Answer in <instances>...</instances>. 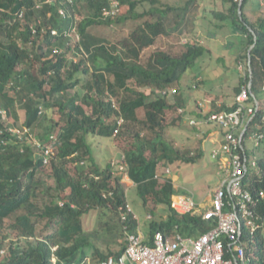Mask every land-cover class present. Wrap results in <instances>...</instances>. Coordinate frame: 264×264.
Returning a JSON list of instances; mask_svg holds the SVG:
<instances>
[{
	"label": "trees",
	"instance_id": "trees-1",
	"mask_svg": "<svg viewBox=\"0 0 264 264\" xmlns=\"http://www.w3.org/2000/svg\"><path fill=\"white\" fill-rule=\"evenodd\" d=\"M44 1L0 0V264H101L107 256L122 255L125 244L108 253L97 245L106 233L125 237V225L131 232L140 228L127 185L115 169L134 181L146 207L150 195L168 204L167 217L152 215L149 236L158 230L171 233L175 224L184 226L185 234L206 232L211 224L199 215L179 214L171 207L178 190L173 179L156 177L161 166L173 173L179 163L194 164L204 155L202 150L198 154L181 150L166 139L170 111L196 113L205 121L212 112L235 108L226 103L214 104L208 111L198 110L202 108L198 105L188 107L181 82L209 52L206 45L183 40L185 49L180 53L157 45L159 37L171 34L169 15L188 21L197 0H186L185 5L118 0L120 11L111 16L104 12L112 8L113 0ZM247 1L222 0L227 9H216L215 17L229 23L234 35H243L239 54L248 64L246 69L250 61L253 93L264 98V15L253 21L245 11ZM146 3L150 8L139 11ZM148 16L152 20L139 24L121 43L91 30ZM220 60L224 62L223 57ZM248 81L249 75L240 78L236 95ZM263 100L255 120L264 131ZM20 105L25 110L22 126L31 130L42 147L12 131L21 127L17 123ZM54 108L60 114L56 122L49 118ZM56 125L60 131L46 163L47 143ZM39 127L43 133L36 132ZM97 137L121 139L127 149L120 163L98 161L93 145ZM258 162L260 174L251 169L244 187L257 198V209L264 217V199L258 195L264 191L263 146ZM121 208L127 215L125 224ZM96 210L103 233L98 228L88 233L85 217ZM249 240L250 264H264V223Z\"/></svg>",
	"mask_w": 264,
	"mask_h": 264
},
{
	"label": "rangeland",
	"instance_id": "rangeland-1",
	"mask_svg": "<svg viewBox=\"0 0 264 264\" xmlns=\"http://www.w3.org/2000/svg\"><path fill=\"white\" fill-rule=\"evenodd\" d=\"M163 3H175L178 5H185L186 0H161ZM197 7L192 9L187 17L188 21H180L181 18L177 14L172 13L168 17L169 26L171 27V34L169 36H161L158 38L157 45L164 49H168L175 53H180L185 49L183 43L184 39L193 42H200L209 48L207 52L194 66L189 68L185 73L181 82L184 94L186 95L189 109L202 107L203 111H208L216 106H222L225 103L232 105L236 96L235 88L240 83V78L248 71L246 60L240 57V40L243 35L235 34L229 23H225L215 17V10L219 9L225 11L227 6H224L222 0H197ZM150 8L149 3L140 7L139 11H144V8ZM260 10V11H259ZM245 11L249 17L255 21L257 18L264 15V0H248L245 6ZM255 11V12H254ZM257 11V12H256ZM122 12H126V8H122ZM190 14V15H189ZM85 16V15H84ZM83 18V15H81ZM146 19L152 20L151 16L142 19H129L124 23L113 24L111 26H95L92 33L99 37L108 39L112 43H121L122 40L132 34L136 27L143 23ZM192 21L193 23H189ZM221 27H219V25ZM185 41V40H184ZM232 42V43H231ZM233 45V46H231ZM152 49H147L144 56ZM223 57L222 60L217 61V58ZM136 85L134 81L130 82ZM173 90V89H172ZM70 95L75 93L74 90L69 91ZM180 111V110H179ZM179 111H170L168 114L169 126L166 130V139L175 147L181 150H190L193 154L204 152L203 157L194 164L179 163L173 167V173L169 176L174 183L180 186L178 193L191 195L194 197L195 203L201 206V210L210 206L211 190L216 187L223 176L219 173L215 166V161L212 157V149L216 144L212 142L210 134L218 137L216 130L218 127L214 123L202 121L200 116L194 114H180ZM20 120L17 122L22 127L25 118V110L20 105L19 108ZM49 118L55 122L60 120V114L57 108L50 112ZM140 116H144V110L139 111ZM191 119L197 120V124H191ZM48 123L45 122L44 125ZM60 131L59 125L54 128V135ZM38 134L43 133L41 127L36 131ZM210 133V134H209ZM38 139V138H37ZM47 143V139L44 140ZM94 148L96 150V158L101 163L110 161L111 163H120L125 155L126 146L121 139H107L97 137L94 140ZM248 148L255 147L254 142L247 140ZM264 148V143H263ZM261 148L256 147V154L260 155ZM149 153V151L147 152ZM73 165L70 166L72 169ZM116 173L122 176V181L126 183L128 188V201L131 209L138 216L140 229L143 232L148 230L149 213L157 219L168 216V204L156 202L152 195H150L146 207L143 204V199L135 188V183L124 172ZM163 173L162 166L159 169V174ZM177 186V185H176ZM110 213V212H109ZM120 216V214H119ZM107 216H104L106 219ZM109 219V216L108 218ZM116 218H110L111 222ZM100 219L98 211H92L85 217V228L88 233H92L95 229H100L103 233V228L100 226ZM116 223L119 221L116 219ZM11 239L16 240L11 230ZM104 236V235H103ZM97 242L98 247L105 253L110 249L113 252L118 251L125 244V237L118 236V234L106 233V235ZM245 246L247 251L250 248V240L245 236ZM93 250H91L92 252ZM90 252V253H91ZM254 257L256 259L255 253ZM256 261V260H255ZM257 262V261H256ZM255 262V264H257ZM245 264H250V254L248 252Z\"/></svg>",
	"mask_w": 264,
	"mask_h": 264
},
{
	"label": "built area",
	"instance_id": "built-area-1",
	"mask_svg": "<svg viewBox=\"0 0 264 264\" xmlns=\"http://www.w3.org/2000/svg\"><path fill=\"white\" fill-rule=\"evenodd\" d=\"M44 2L51 3L53 0ZM119 7V1L113 0L112 8L105 10L104 15L117 14L120 11ZM60 12L65 14L63 9ZM20 17H24V12L20 13ZM248 73H245L246 77ZM261 99L263 98L251 91L248 81L235 96L233 102L235 108L212 112L205 120L218 127L216 130L218 137L215 138L211 134V140L216 144L211 154L219 173L223 174L220 183L211 190L210 206L201 210V206L195 203L191 195L177 192L172 196L171 207L177 213L199 215L203 221L211 224L210 228L206 232L185 234L183 233L185 227L175 224L171 233L158 230L153 236H147L139 229L138 232H131L128 225H125V248L122 255L107 256L101 264L246 263L248 251L245 236L254 239L256 232L264 223V217L257 209V198L244 187V180L251 169L260 174L256 147L260 148L262 145L264 131L262 124L255 120V117ZM1 113L6 116V111L1 110ZM192 123L197 124V121L191 119ZM12 131L16 132L18 137L32 138L36 146H43L28 127L22 126ZM247 140L254 142L253 149L247 147ZM55 141V135H52L50 142L47 143L46 163L54 150ZM171 173V169L166 168L163 175L157 174L156 177L165 180L170 178ZM175 187L179 188L176 185ZM258 195L260 199H264V191ZM121 216L125 224L127 215L122 208ZM147 217L150 220L153 218L152 214Z\"/></svg>",
	"mask_w": 264,
	"mask_h": 264
},
{
	"label": "water",
	"instance_id": "water-1",
	"mask_svg": "<svg viewBox=\"0 0 264 264\" xmlns=\"http://www.w3.org/2000/svg\"><path fill=\"white\" fill-rule=\"evenodd\" d=\"M238 11H239L240 16H242V1L240 2ZM253 47H254V44L249 49V55H250V52H251V50H252ZM249 74H250L249 86H250L251 91L253 92V90H252L253 71H252L251 66H250V61H249ZM245 129H247V126L245 127Z\"/></svg>",
	"mask_w": 264,
	"mask_h": 264
},
{
	"label": "crops",
	"instance_id": "crops-1",
	"mask_svg": "<svg viewBox=\"0 0 264 264\" xmlns=\"http://www.w3.org/2000/svg\"><path fill=\"white\" fill-rule=\"evenodd\" d=\"M248 72H249V67H248ZM248 75H249V81H250V74L248 73ZM263 97H264V94H263ZM264 99V98H263ZM264 101V100H263ZM210 134V133H209ZM212 136H211V134H210V138H211ZM175 185H177V187H180L179 185H178V183H176ZM178 189V188H177ZM139 227H140V224H139ZM139 230L141 231V233H144L145 235H147V236H149V233H148V230L147 231H145V232H143V230H141L140 228H139Z\"/></svg>",
	"mask_w": 264,
	"mask_h": 264
}]
</instances>
